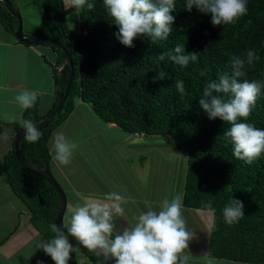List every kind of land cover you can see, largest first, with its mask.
Instances as JSON below:
<instances>
[{
    "label": "trees",
    "instance_id": "1",
    "mask_svg": "<svg viewBox=\"0 0 264 264\" xmlns=\"http://www.w3.org/2000/svg\"><path fill=\"white\" fill-rule=\"evenodd\" d=\"M90 2L95 4L93 10L66 8L63 0H42L39 5L50 36L69 43L73 75L61 111L39 129L41 139L35 144L25 138L19 142L22 155L30 163L50 169V133L72 111L76 98L125 131L169 135L186 157L183 205L211 213L208 255L264 264V155L251 165L237 160L230 139L223 135L229 125L219 118L209 119L199 105L206 82L219 73L231 74L230 59L248 49H255L257 58L246 67L244 78L264 82V0H247V15L234 25L224 26H213L211 14L195 7L189 12L185 0H175L172 14L176 19L168 39L153 44L147 36H141L134 40L135 47H127L116 38L118 26L113 24L103 0ZM0 21L14 33L17 18L1 0ZM75 22L76 29L71 25ZM35 32L28 36H45ZM177 44H184L186 52H198V63L181 68L167 58L158 59ZM51 47L58 53L53 67L57 81L54 102L44 114L38 113L36 102L33 108L23 110L20 120L35 123L44 118L56 106L58 91L67 86L71 65L65 63V53L59 47ZM202 70L206 76H200ZM177 80L184 81L183 98L176 89ZM20 120L15 122L16 130L21 128ZM244 122L264 129V90ZM4 175L28 206L32 222L50 239L54 233L49 225L59 202L54 187L23 167L14 147L5 155ZM233 198L243 202L245 216L229 226L222 210ZM82 251L88 260L78 263L73 254L72 264H112L101 255Z\"/></svg>",
    "mask_w": 264,
    "mask_h": 264
},
{
    "label": "clouds",
    "instance_id": "2",
    "mask_svg": "<svg viewBox=\"0 0 264 264\" xmlns=\"http://www.w3.org/2000/svg\"><path fill=\"white\" fill-rule=\"evenodd\" d=\"M65 5L74 9L95 8L90 0H65ZM103 5L113 24L118 26L114 35L127 47H135L137 37L147 36L155 44L167 40L172 33L176 19L172 14L175 0H103ZM184 7L189 12L195 7L201 13L211 14L213 26L234 25L248 13L247 0H185ZM166 58L181 68L199 60L198 52H186L184 44H177L172 52H163L158 57L160 61ZM256 58L255 49L233 56L229 61L231 74L219 73L216 79L207 81L199 99V105L209 119L219 118L229 125L223 135L230 139L234 157L248 165L264 155V129L244 122L252 115L264 90V82L244 78L246 67L252 66ZM206 75V71L200 72V76ZM159 78H164L163 73ZM175 86L183 98L184 81L177 80ZM14 99L22 110H27L35 106L38 92L25 90ZM19 123L29 143L35 144L41 139V132L31 120L22 119ZM7 138L8 132L4 130L0 140ZM49 143L54 162L64 166L71 164L77 148L74 142L57 130L52 133ZM127 203V198L115 191L106 194L103 202L76 203L69 210L71 215L65 216L62 228L55 223L49 225L54 235L37 241L36 250L42 249L55 264H69L81 246L103 255L104 260L112 264H191L190 242L195 234L189 230L183 213L182 194L171 198L165 196L158 208L148 206L135 217V223L118 230L116 219L124 216L122 205ZM208 207H212L210 202ZM222 211L224 222L229 226L238 224L245 216L244 204L236 198ZM205 261L215 264L214 258L207 255Z\"/></svg>",
    "mask_w": 264,
    "mask_h": 264
},
{
    "label": "crops",
    "instance_id": "3",
    "mask_svg": "<svg viewBox=\"0 0 264 264\" xmlns=\"http://www.w3.org/2000/svg\"><path fill=\"white\" fill-rule=\"evenodd\" d=\"M12 1L19 8L20 0ZM41 46L19 40L0 21V134L4 130L8 132L7 140H0V264H38L40 261L55 264L42 249L36 250V242L48 238L32 222L28 206L14 192L4 175L5 155L14 147L15 122L23 113L15 96L25 90L37 91V110L40 114L46 113L55 99L53 67L58 53L50 46L53 59L49 60ZM57 130L77 145L72 162L67 166L54 162L51 153L50 170L66 193L63 222L66 214L71 215L69 210L76 203L103 202L106 194L115 191L128 200L122 205L124 216L116 219L119 230L135 223V217L146 211L148 206L158 208L165 196L171 198L183 193L184 175L175 185L171 175H162L160 179L159 168H150L153 149L157 152L159 147V134L125 131L115 122L103 120L89 103L80 98L75 99L72 111L51 131L49 149L52 133ZM183 213L189 230L195 234L190 242L191 264H206L211 213L186 205H183ZM83 256L81 262L87 261V256ZM74 257L76 259L75 253ZM211 258H214L215 264H259ZM69 264L72 263L69 261Z\"/></svg>",
    "mask_w": 264,
    "mask_h": 264
},
{
    "label": "water",
    "instance_id": "4",
    "mask_svg": "<svg viewBox=\"0 0 264 264\" xmlns=\"http://www.w3.org/2000/svg\"><path fill=\"white\" fill-rule=\"evenodd\" d=\"M1 1L3 2L4 6L10 11V13L14 14L17 18V26L14 29V34L19 40L24 41L26 43L57 46L65 53V63H68L69 65H71V70L69 73L67 86H66L64 91H58V93H57L58 101H57L56 106L44 118H42L39 121L34 123L38 127V129H41V128L45 127L49 122H51L58 115V113L61 111L62 106H63V104H64V102L68 96L69 85H70V81H71L72 75H73L71 52L68 49L69 43L67 41L62 42L61 40L53 38L51 36H28V35H25L22 32V21H21V16H20V12H19L18 8L14 5L12 0H1ZM62 67H63V65L59 67L58 71L56 72V75L59 73V71L61 70ZM56 83H57V81L54 80L55 86H56ZM22 139H24V130L21 127L16 131L15 136H14L13 146H14L15 156L23 167H25L26 169H28L30 172L34 173L35 175L47 180L49 183H51V185L56 190V192L58 194V201L59 202H58V205L56 207V215L53 219V223L57 224L58 226H60L62 228L63 227V214H64V210L66 207V193L63 190V188L61 187V185L59 184V182L57 181V179L54 177V175L50 169H46V168L36 166V165L30 163L22 155L20 148H19V142ZM41 202L43 203L42 200H41ZM69 239L72 240V237H69ZM72 243L75 244L76 241L73 240ZM80 249H82L84 251L91 252L88 249L84 248L83 246H81ZM92 253H94V252H92ZM101 256H103V255H101Z\"/></svg>",
    "mask_w": 264,
    "mask_h": 264
},
{
    "label": "rangeland",
    "instance_id": "5",
    "mask_svg": "<svg viewBox=\"0 0 264 264\" xmlns=\"http://www.w3.org/2000/svg\"><path fill=\"white\" fill-rule=\"evenodd\" d=\"M41 1L42 0H20L18 3L19 8L15 5L20 12L22 32L24 34H34V32L36 31L35 29H39L38 31H41L45 36L51 35V31L47 27L40 13L39 5ZM71 25L74 27V29L78 27L77 22L72 23ZM36 32L35 34H37ZM40 45H42L41 48L44 49V51L48 54L46 55L47 58L49 60H51V58L53 59L52 48L49 45ZM58 69L59 67L57 68V71ZM165 136L159 134V147L157 152L155 151V149H153V152L151 154L152 164L150 165V168L153 170H155L156 167L159 168L160 179L163 176L171 175V181L173 182V184L178 185L182 180L183 175L185 174L186 157L181 151L176 148L174 142L171 140V136H166L167 138L161 139ZM83 253L84 252L81 249H79L78 254L75 253L76 259L80 262L84 257Z\"/></svg>",
    "mask_w": 264,
    "mask_h": 264
}]
</instances>
